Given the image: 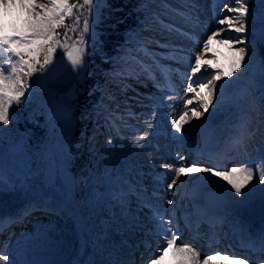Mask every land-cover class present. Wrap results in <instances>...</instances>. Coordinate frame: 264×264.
<instances>
[{
  "label": "rangeland",
  "instance_id": "374dc122",
  "mask_svg": "<svg viewBox=\"0 0 264 264\" xmlns=\"http://www.w3.org/2000/svg\"><path fill=\"white\" fill-rule=\"evenodd\" d=\"M38 2L47 3L48 0H38ZM192 2L193 0L145 1L143 9L147 14L145 17L140 16L141 23L138 24L139 29H137L136 32H129L127 35L128 40L130 42L139 41L140 44L143 41H150V35H152L153 30H151V28H144L143 22L146 21V19L152 20L153 17L150 13H153L156 9H165L164 4L169 3L170 6L176 8L173 10L174 14H172L173 22L180 24L181 27L180 29L172 28L170 36L165 39V43H167L163 46L165 51L158 49L154 54L158 56L167 55L168 61H177L179 66L183 68L188 67V70H191L190 67L195 63V57L200 56L203 61H206V67L201 68L200 71L209 75L213 69L208 68L207 65H215L219 70L227 72L230 70L232 62L236 59L234 49L245 47L249 50L248 55L245 57V64L241 70L231 78V82L225 89V101L227 102L228 98L232 96L231 94L234 88H238L241 85L247 86V90L251 92L248 87L249 84H252L254 86L251 85V87H253V94L258 95L259 89L264 85V49L259 51L254 45L249 44L251 40L249 41L248 37L245 36L249 31L248 27H246V31L244 32H236L235 27L229 28L226 24L220 25L217 23L218 19H224L226 16H232L234 18L237 16L235 12L229 11L230 8L236 7V0H194L197 6L195 11L191 8ZM253 3L257 4L258 7L249 10L247 18L249 23H252V26L257 25L259 32H256L257 34H255L254 37H256V39L260 41L261 46L264 47V0H254ZM213 7L217 8V15H213ZM247 18H245V24L247 23ZM35 19H37L35 14L29 13L27 7L21 6V0H0V30H3L4 33L13 35L14 30L25 29L27 23ZM255 30L254 27L250 28L252 32ZM213 33H216V37L208 41L207 37L211 36ZM194 34L199 36V43L194 42ZM220 39L231 41V46H229V44L219 43ZM238 40H243L244 43H237L236 41ZM204 42L208 43L207 52L202 51ZM166 49L168 51H166ZM1 52L3 51H0V55ZM3 53L4 56L0 57V61H4V66L7 68V57L9 54L6 52ZM134 53H136L135 56L142 59L144 63H151V60L154 58L149 55L146 56L145 53L142 55L141 49H136ZM125 55L126 57H123L117 65L119 68L125 69V67L130 64L132 56H134L132 52H126ZM43 58L41 53L40 60ZM15 59L16 58L13 57L12 62H15ZM189 77L190 75L187 76L186 82ZM196 78V83L207 80L202 74L198 75ZM143 79L147 84H142V79L134 81H132V78L121 79V84L126 87L125 89L123 87V94L125 96L124 103L128 101V105H130V109L133 112L126 120V123H128L127 125H124L114 112V107L117 108L119 106L117 101L113 102V106L109 108H107L106 103H104L101 107L102 114H98L99 120L104 121L103 125L108 131V136L116 139L118 147L117 153L114 156L117 162L114 163L113 166H115V174L119 181V184L116 185V191L120 190L121 192L101 207L102 215L110 219L109 228L106 230L105 225L98 222L92 232L88 231L89 235L84 230H81L80 233L77 231L78 214L65 208L58 191L49 185L48 175L50 169L52 171V167L48 158H44L47 166L46 169L36 166L33 152H12V149H10L11 144L8 148L6 146L9 144L3 142L5 139L4 128H7L9 123L3 125L2 122H0V155L8 157L9 162L16 158L20 159V161L14 163V165L5 166L3 170H0V198L3 199V195L6 194H10L11 197H13V195H21L24 189L28 191V187L32 184L31 182L37 181V183L43 187V191L40 192L41 188L35 186L31 192L39 193L35 194L31 200H44L46 205L51 206L53 210L56 211L55 221H48L36 226L29 232L28 236L25 237L18 247L16 243H14L12 248L0 252V264H23L21 259L22 256L36 260V264H70L71 260L76 261L77 264H82L84 262L86 264H91L88 258L81 257L79 253L88 256L90 254L95 255V264H102L104 260H107L105 264H145L147 260H157L160 255L157 246L163 244V242L160 241L163 237V234H160V232L163 231H155L156 226H149L152 222L146 221V208H150L151 212L154 214V211H159V216H166V220L168 221L173 219L172 215L175 211L179 212L184 210L190 213L192 210V204H190L192 201L190 200L199 201L198 196L200 193L203 199L202 185L209 190L226 191L227 193L225 195L231 205V212L227 214H231L232 218L227 219L226 216L222 217V221L225 222L220 225L223 226L226 223H230L231 226L228 227L230 229H227L224 234L223 232L218 234L219 238H223V240H221V245L223 251H226L228 255L221 249L220 252L215 250V252L220 255L218 258L211 260L210 264H223L222 262L228 264L229 260H225V256L233 257L235 260L238 258L245 259L243 256L237 255L233 250L228 248L232 232L231 228L235 226V230H239L236 226H239L240 222L234 218H236L237 213H240L244 221L253 219V221L250 222L252 225H248V228L255 231L256 235H258L260 225L263 226L261 230L264 229V214H262L264 213V183H259L258 177L254 178L240 194H236L234 189H231L230 185H226V182L223 181L222 178L213 177L212 180H205L203 177L211 174L190 173L187 177L181 176V180L177 181V185L171 190H167V183L170 182V179L174 176L176 168L193 165L198 167L212 166L208 165L200 154H196L194 156L195 159H193L194 162L191 161L192 163H190V158H192V156L184 153L176 145V142L171 136L172 123L183 113L185 110V100L191 96L190 94H188V96L185 95L186 86L183 87L181 91L177 92V94L173 95L174 100L169 99L160 102L152 94L153 92L162 94L165 92L164 89L159 87L154 89V87H152V80L146 74L143 75ZM24 83L31 91V93H29L30 98L27 99L30 108L36 109L38 103L42 100L47 101L48 98L52 100L48 92L33 93L31 83H27L25 80ZM179 83H181V80ZM193 83L195 84V80ZM104 99H106L105 93L103 94V100ZM56 100H59V98H56ZM195 103L196 101L193 100V104L188 105V108L190 109L193 107ZM225 108L228 110L225 111ZM155 109L158 111L156 114ZM142 110L143 112H140ZM250 111L253 118L250 129H259L253 137L258 138V143L262 145V149L258 148V153H255L253 160L250 159L247 164L238 167H259L261 162L264 161V135L261 134L264 133V123H262V121H264V109H261L257 104L254 105ZM14 113L15 103L9 108V122L10 117ZM185 120L187 123L182 122L183 127L179 134L186 133L192 136V140L194 139L197 143L195 145L201 146L204 138L201 139L199 128L202 124L205 123L206 128L204 130L207 129L206 134H210L209 140L213 132L211 126L215 121L219 122L223 120L225 124L233 126V123L236 121V116L234 110L229 108L227 103H225L222 109L216 113H213L212 108H210L207 113L198 119L191 117V113H189V116L185 117ZM53 123L60 126L63 131H68L66 128L70 127L69 119L63 116L53 118ZM99 125L101 124L98 122L94 127L95 132L97 131L96 133L101 132ZM109 126H118L119 130H123V133H111L108 130ZM143 128H151L152 131H147L148 135L139 144L134 143L133 141L135 138L143 134L141 131ZM157 129L158 132L160 130V134L156 132ZM173 132H175L174 129ZM102 133L104 134V132ZM17 138L18 137H13L10 143L15 142ZM95 139L96 138H93L91 142V148L97 149L98 147L100 155L101 151L104 149L103 139H101V141L99 140L97 143H95ZM187 144H189V142ZM170 147L173 148V151L176 150L174 152L175 154L177 153V156H183L184 159H179L177 164L174 163V160L171 159L169 155ZM145 163H148V166H146ZM166 165H171V169L167 168ZM155 169H157V173L148 177L149 173L154 172ZM216 180H220V184L215 183ZM149 182L152 185L150 189L149 187L147 189L146 183L148 184ZM212 182L215 184L212 185ZM196 183L199 185V189L193 191L191 195V186ZM157 184H159V187ZM104 185L105 183L101 181L95 183L92 181L91 177H88L80 191L86 193L92 187L101 190L104 188ZM157 187L159 189L161 188V190H157ZM167 193H172L174 196V202L169 207H166L165 203V200H167ZM210 195L214 198H221V195L215 191H211ZM138 196H144V201L139 202ZM158 196L161 197L155 200L154 198ZM181 196H187L189 199L186 197L187 200L183 203L179 200ZM29 197L30 195H27L24 201H27ZM145 202L147 206L144 205ZM9 204V200L6 199L0 202V217ZM196 209H199V206H197ZM255 222L257 225L253 224ZM145 223H147L149 228L145 226ZM152 224H154V222ZM161 228L163 229L162 226L160 229ZM146 230H149V232ZM148 235L149 238L153 240V245L157 243L154 247L152 246V240L146 238ZM27 247H29L28 250H26ZM232 247L234 248V245H232ZM215 248H220V246ZM5 255L8 256L7 261L3 260ZM207 255L209 254L206 253V256ZM258 255H260V253L257 254V256ZM261 255H264V253ZM113 256H120L122 258H120L119 261L117 259V261L112 262ZM199 257L201 261L206 258L205 255H199ZM254 257L255 256H251V259H245L247 264H256L250 261ZM175 258L176 261L172 263V261H169V259H166L164 256L163 260H157V264H179L181 256L177 254ZM262 262L260 264H264V259Z\"/></svg>",
  "mask_w": 264,
  "mask_h": 264
},
{
  "label": "snow or ice",
  "instance_id": "6c2138e0",
  "mask_svg": "<svg viewBox=\"0 0 264 264\" xmlns=\"http://www.w3.org/2000/svg\"><path fill=\"white\" fill-rule=\"evenodd\" d=\"M103 3L104 0H82V2L81 0H48L47 3H39L38 0H21V6L27 7L29 13L35 14L37 19L28 22L25 29L14 30L13 35H8L3 30H0V51L9 54L7 57V68L4 66V61H0V122L3 125L9 123V108L11 105L13 103L19 104L21 97L25 95L26 86L23 77H31L35 72L42 71L45 66L51 64L57 47L67 49V60L74 70H84L87 41L91 40L93 45H95L98 37L95 29L100 21V7ZM236 4L238 7L230 8L229 11L235 12L237 16L235 18L226 16L224 19H218L217 23L220 25L226 24L229 28L235 27L236 32H244L246 31L244 21L249 15V8L245 0H236ZM94 5L95 8L93 7ZM196 7L193 0L191 4L192 10L195 11ZM84 10H87L89 15L82 19V29L79 31L75 46H67L66 43L62 44L58 39H55L59 35L57 29L61 27L65 29L63 34L64 40L70 39L69 32L75 33L77 31V28L81 24V16ZM66 18H72V28L67 27ZM215 37L216 33H213L207 37V40L210 41ZM236 42L244 43L243 40ZM219 43L229 44V46L232 44L231 41L225 39H220ZM207 49L208 43L204 42L202 51L207 52ZM141 50L143 51L144 49ZM234 51L236 59L232 62L229 71L224 72L216 68L215 65H207L213 71L209 74V78L206 81L194 84L191 82V77L188 78L185 95L191 94V96L185 100V110L183 113L172 123V128L176 130L173 133L174 135L178 134L182 129V122L187 123L185 117H188L189 113H191V117L198 119L207 113L210 108H212L213 113H216L222 109L225 103H227L229 108L234 110L237 118V123L233 126L236 135L231 140L232 147L244 146L246 139H251L256 131L259 130L250 129L253 119L250 109L257 104L261 109H264V85L259 89L258 95H254L252 92L244 89L237 91L233 96L228 98L227 102L225 101V89L231 82V78L244 66L245 57L249 52L245 47L235 48ZM41 53L44 54L42 63L40 60ZM13 57L16 58L15 62H12ZM132 64L138 67L130 65L121 73L122 78L130 76L138 78L139 72H144L148 76L152 75L151 66L144 63L142 59L133 56ZM37 65H40V67L37 68ZM205 67L206 61H203L200 56H196L195 63L191 67V72L195 75L201 68ZM193 100L196 103L189 109L188 105H192ZM224 110L227 111L228 109L225 108ZM261 134L264 135V133ZM147 135L148 133L145 131L136 137L133 142L139 144ZM179 159L183 160L184 157L180 156ZM166 167L171 169L172 166L166 165ZM190 173L211 174L203 177L205 180H212L213 177L222 178L226 182V185H230L231 189H234L236 194H240L254 178L258 177V182L264 183V161L261 162L259 167H231L227 170H218L215 167H198L195 165L188 167L180 166L175 169L174 176L167 183V190H171L176 186L177 181L181 180V176L187 177ZM215 183L220 184V180H216ZM166 203L169 205L173 204L171 193H169ZM156 215L159 217V225L163 227V245L158 249L160 255L157 260H163L169 250L180 254L181 259L179 264H210L211 260L219 256L217 254V256L206 257L201 261L195 248L177 244L178 236L172 233L171 228L168 226L172 225V221L169 220L165 223L163 217L159 216L158 213ZM2 226L3 222L0 221V227ZM261 247H264V240L261 242ZM224 259L229 260L231 264H235V258L233 257L225 256ZM3 260L7 261L8 256L5 255ZM157 260H153L152 264H157ZM239 264H247V261L239 259Z\"/></svg>",
  "mask_w": 264,
  "mask_h": 264
},
{
  "label": "trees",
  "instance_id": "16d2710c",
  "mask_svg": "<svg viewBox=\"0 0 264 264\" xmlns=\"http://www.w3.org/2000/svg\"><path fill=\"white\" fill-rule=\"evenodd\" d=\"M252 1L253 0H245L249 10H251L253 7L254 3H252ZM142 2L143 0H104V3L101 5L100 21L95 29L98 33L97 39L99 42H95V45L92 43L87 47V51L89 52L87 59H89L91 68L87 70L85 77L83 78L84 83L90 87V92L88 94L90 99L95 96V89L97 87L95 80H98L101 76L104 78V74L102 75L100 66H105L108 63V57L111 55V51L115 52L117 50L118 44L124 39V30L136 22V17L139 13L142 14V10L140 9V4ZM93 7L95 8V5ZM88 15L89 14L87 10H84L81 16V24L77 28V31L75 33L69 32L70 39L67 41L64 40V27L57 29L59 35L55 37V39H58L62 44L66 43L67 46H75L73 43L76 42L79 31L82 29V19L84 17H88ZM127 24L130 26H127ZM66 25L68 28L73 27L72 18H66ZM105 25H108V27L104 28ZM66 50V48L57 47L54 57L57 58L58 56H63V59L66 58ZM42 56L44 57L43 53ZM97 62L100 64V66H96ZM86 102H89V100ZM69 103L72 104L71 100ZM25 104V99L22 98L20 103L17 105V116L10 119V126L6 129L7 135L6 137L4 135V138L10 140L13 135L20 133L23 136L21 140L23 146L28 147L29 149L34 147L38 149L41 143H43V139H47L50 143V146L53 145L55 151L58 154H62L64 149L65 159L62 160V163L65 164L66 167L75 169L78 172L87 170L89 166H91L92 162L90 151H88L89 146L87 144V139L85 137L82 139L81 137L79 140L82 139V144L76 148L74 143V135L70 141L61 140L62 135H51V129L48 128L49 123L47 124L46 114L52 109L53 103H41V115L32 114ZM82 105H84V103H82ZM79 106L80 103L77 102V107ZM78 122L79 129L76 131L75 137L79 135L83 128H89V124L87 123L88 121L84 116V110L79 112ZM56 144L59 145L60 151H58ZM90 199L91 198H83L78 202L82 204L85 209L89 208L90 210L93 207ZM101 202L102 199L100 200V203Z\"/></svg>",
  "mask_w": 264,
  "mask_h": 264
},
{
  "label": "bare ground",
  "instance_id": "6f19581e",
  "mask_svg": "<svg viewBox=\"0 0 264 264\" xmlns=\"http://www.w3.org/2000/svg\"><path fill=\"white\" fill-rule=\"evenodd\" d=\"M177 154V153H176ZM167 155H168V153H167ZM170 157H171V159H173V160H175V158H174V156L172 155V154H170ZM144 160V159H143ZM179 162V161H178ZM144 163V162H143ZM179 164V163H178ZM145 165L146 166H148V163L146 164L145 163ZM143 166V165H142ZM154 173H157V169H155L154 170V172H151V173H149V176L148 177H151V176H153L154 175ZM149 181V180H148ZM212 185H214L215 183H211ZM151 183L149 182L148 183V187H149V189H150V187H151ZM210 185V184H209ZM182 197V196H181ZM187 197V196H186ZM144 196H138V201L140 202V201H144ZM169 198V197H168ZM188 198V197H187ZM189 199V198H188ZM192 200V199H191ZM190 200V201H191ZM136 201H137V199H136ZM183 201L185 202V198H183ZM192 204V203H191ZM135 205V204H134ZM169 205V204H168ZM147 209V217H146V221H150V222H154V224H152V223H150L149 224V226H151V227H153V226H159V223H158V220H157V217L155 216V214L154 213H152L151 212V210H150V208H146ZM168 221V220H167ZM147 232H149V230H146ZM180 231H181V228L179 227V226H177V225H175V224H173V229L171 230V232L172 233H174V234H176L177 236H178V240H177V244L178 245H188L189 246V244H197V243H199L200 242V239L199 238H197V237H192V238H188V237H183V239H182V241L180 240ZM262 231V234L264 233V229H262L261 230ZM160 234H163V232H160ZM254 240H258L257 238L256 239H254ZM157 243H155L154 245H156ZM161 245H163V244H160V245H158L157 247H158V249L161 247ZM195 246V245H194ZM215 250H220V248H215V247H213L212 248V246H209V245H207L206 246V248H205V253H208V254H210V256L209 257H213V256H217V254H219V253H216L215 252ZM158 253L160 254V252L158 251ZM220 255V254H219ZM120 258H122V257H120V256H113V259H112V262H115V261H117V259H118V261L120 260ZM217 258H218V256H217ZM263 257H257L255 260H254V263H256V264H260L262 261H263ZM107 260H104V262L102 263V264H105V262H106ZM148 261V260H147ZM146 261V263L145 264H152V261H148L147 262ZM121 263V262H120Z\"/></svg>",
  "mask_w": 264,
  "mask_h": 264
},
{
  "label": "water",
  "instance_id": "95a60500",
  "mask_svg": "<svg viewBox=\"0 0 264 264\" xmlns=\"http://www.w3.org/2000/svg\"><path fill=\"white\" fill-rule=\"evenodd\" d=\"M78 76H79V70H74L71 67L70 63L68 62L66 64V66L63 68L62 72L55 77L56 80H54V82L50 81L49 84H50V86L53 89H57L58 91L67 90L68 88H70L72 86V84L78 78ZM244 89H247V87L246 86H242L237 91H241V90H244ZM208 206L214 212H216L218 214H223L226 211H228V207H225V206H222V205H217V204L210 203V204H208Z\"/></svg>",
  "mask_w": 264,
  "mask_h": 264
}]
</instances>
